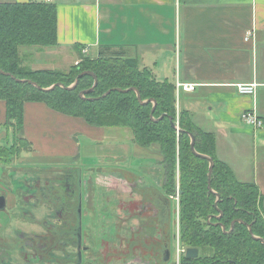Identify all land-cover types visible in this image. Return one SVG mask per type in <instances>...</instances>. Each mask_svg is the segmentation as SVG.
Returning a JSON list of instances; mask_svg holds the SVG:
<instances>
[{
	"label": "crops",
	"instance_id": "obj_1",
	"mask_svg": "<svg viewBox=\"0 0 264 264\" xmlns=\"http://www.w3.org/2000/svg\"><path fill=\"white\" fill-rule=\"evenodd\" d=\"M29 1L0 0V4ZM53 3L58 9V46L29 49L33 69L68 71L81 60L76 46H82L85 56H121L150 69L160 82H172L176 87L177 83L194 85L196 88L189 92L176 89L178 112L187 111L199 129L213 133L218 159L230 166L240 182L255 183L264 195V126L254 129L241 120L244 111L255 109L264 121V0ZM240 84L256 85V93L239 94ZM5 122L6 104L0 100V145L13 141ZM24 135L33 147L26 156L33 159H56L54 163L81 167L84 160L92 157L104 163L129 157L146 159L149 164H139L136 170L105 168L103 174L91 176L92 181L98 180L100 184L93 192L98 190L101 194L105 187L115 190L118 196L123 194L118 186L125 182L128 188L124 190L131 191L136 200L142 195L138 191L141 182L147 185L149 193L166 198L164 191L148 179L155 177L163 188L165 169L159 149L136 145L130 129L94 127L82 118L66 116L43 103H27ZM122 172L129 173L127 181L120 176ZM132 219L135 228L140 221ZM176 239L178 242V230ZM151 261L139 255L128 262Z\"/></svg>",
	"mask_w": 264,
	"mask_h": 264
},
{
	"label": "trees",
	"instance_id": "obj_2",
	"mask_svg": "<svg viewBox=\"0 0 264 264\" xmlns=\"http://www.w3.org/2000/svg\"><path fill=\"white\" fill-rule=\"evenodd\" d=\"M56 46V3L30 0L0 4V70L9 74L0 73V100L6 104L4 126L11 130L14 142L11 148L0 146V162L11 166L22 152L33 151L24 135L27 103H43L94 127L130 129L136 145L160 147L165 169L162 190L170 202H175L179 245L185 250L180 253L179 264H264V195L255 183L240 182L230 166L218 159L213 133L199 129L187 111L178 112L176 85L158 81L150 69L121 56H85L82 46H76L81 60L68 71L32 68L29 49ZM83 72L98 77L97 87L84 98L80 93L93 87V76L85 75L77 88L67 89ZM57 84L61 86L52 88ZM131 88L137 91H113L104 97L112 89ZM191 134L195 136L196 152L214 162L212 191L208 177L211 163L192 151ZM189 248L198 249L199 256L188 258Z\"/></svg>",
	"mask_w": 264,
	"mask_h": 264
},
{
	"label": "rangeland",
	"instance_id": "obj_3",
	"mask_svg": "<svg viewBox=\"0 0 264 264\" xmlns=\"http://www.w3.org/2000/svg\"><path fill=\"white\" fill-rule=\"evenodd\" d=\"M41 1V0H40ZM42 2V1H41ZM53 3V2H52ZM22 49H24L22 47ZM24 52H27V50H23ZM36 70V69H35ZM81 142V140H80ZM14 144L13 141H11L10 144H6V141L3 142L1 147L4 148H11V146ZM155 149H159L160 147L158 145L152 146ZM6 157H9V154H7ZM3 157V158H6ZM11 159H13V154L10 155ZM50 162H47V161ZM56 162V159H36L31 158V156H26L25 152H22L21 158H17V160L13 161V164L10 166L8 164H3L0 162V181L1 184L5 185V191H10L13 194L14 187L12 186V182L10 181V178H13L16 176L15 179H19L21 181H18V183L22 184V188L20 189L18 187H15V190L19 189L18 194H22L21 196H17L18 198L15 199V197L11 196L12 199H10V211L7 210H0V244L5 245L6 248L8 246L19 247L18 243L19 241L23 240V245L21 247V250L14 249H6L5 247H2L0 245V264H3L2 261H6L10 264H30V259L36 255L33 250V245L31 240L28 238H34L37 239L39 242L38 249L45 250L47 245V240L49 239V235L52 234L53 231L50 229L53 228V225H57L59 222V219L61 215L63 214L64 204L68 199V196H62V193L60 194H54L53 198L56 200V203L59 207L53 206V204L47 202L46 195L48 193V189L59 184L60 187L64 188L66 192L69 191L70 195L73 196L76 191V176H72V180L64 179L65 173H59L55 171L52 173V171H48L55 167L54 165H51ZM78 162V161H77ZM141 164H149V162L146 159L142 158H126L119 160L118 162L113 161L112 163L101 161L100 159L96 157L88 158L83 161V168L86 169V174L83 177L84 179V190L87 191V196L92 197H83L84 201V207L85 205H91L92 207L96 208L97 211V217L95 218L94 214L87 212L86 216L84 217V227L91 226L93 227V232L95 234V237L97 239V249L100 253H105L104 249L105 247L108 248L110 251L114 249V246L116 245V239L114 238L115 230L112 228L111 225L116 223L119 219V217H130L134 218L136 212L134 213L133 210H138L137 207H135V204L137 205L138 202H132L133 195L132 192L129 190H124L125 182H120V185L118 188L123 194H118L115 190H107L105 187L101 189V194L97 192H93L92 190L94 188H100L99 182L97 183L95 181L91 180V176L97 177V173L104 172L103 169L105 168H118L121 171H125V168H128L130 170H136L137 166ZM57 166V165H56ZM80 166V165H79ZM156 168H159L158 165L155 166ZM102 169L98 171L97 169ZM137 173V171H135ZM92 174V175H90ZM94 174V175H93ZM96 174V175H95ZM103 174V173H102ZM122 176V174H120ZM64 179V180H63ZM148 179L152 182L154 186H156L158 189H162L159 187L157 180L155 177H148ZM5 180V182L3 181ZM125 180V179H124ZM91 183H88L90 182ZM116 183V182H115ZM91 184L92 186H90ZM94 184V185H93ZM90 186V188H89ZM112 186H114L112 184ZM115 187V186H114ZM118 189V190H119ZM1 191V189H0ZM126 192V193H125ZM37 195H40V198L36 197ZM120 195V196H119ZM99 196V198H98ZM16 200V204H15ZM87 200V201H86ZM46 201V202H44ZM171 207H172V221L170 223V230H168L169 235V249L171 252V259L166 264H175L178 259V242L176 239L177 235V228H176V214L175 209L176 205L175 202L171 201ZM15 204V205H14ZM150 207V205H149ZM151 208V207H150ZM132 210L133 214H130V211ZM150 215V214H149ZM95 218V220H94ZM95 221V223H91ZM125 221V220H124ZM179 234V229H178ZM180 246V245H179ZM20 248V247H19ZM63 248L58 249L56 252H52V256L54 257H63L64 252L62 250ZM71 250V248H70ZM181 250V249H180ZM74 251V249H72ZM164 253H166V248H164ZM25 257H28L27 259ZM5 262V264H6ZM96 259L88 258V255L85 254L83 258V264H96ZM35 264H57V263H49L44 261H33ZM107 260L102 256L100 260H98V264H106ZM128 264H143V262H127ZM109 264H113L109 263ZM118 264H124L123 261H120ZM126 264V262H125ZM145 264V263H144ZM161 264H165L164 262H161Z\"/></svg>",
	"mask_w": 264,
	"mask_h": 264
},
{
	"label": "flooded vegetation",
	"instance_id": "obj_4",
	"mask_svg": "<svg viewBox=\"0 0 264 264\" xmlns=\"http://www.w3.org/2000/svg\"><path fill=\"white\" fill-rule=\"evenodd\" d=\"M51 165H54L55 167L47 170V172L52 171V173H54L57 171L60 174L65 173L63 176L65 175L64 179L67 180H72V176H76V191L75 194L71 196L69 191L66 192V190L63 187L61 188L59 184L48 189L49 191L46 198L50 199H47V202L53 204V206L59 207L56 200L53 198L54 194L62 193V196H68V199L64 204L63 214L61 215L59 222L57 225H53V228L50 229L53 232L48 236L49 239L47 240V244H50L47 245L48 247H46L45 250L38 249L39 242L37 239L32 237L28 238L31 240L33 250L36 254L30 259V264H35L33 261H44L57 264H83L85 254H87L90 259H96V264H98V260H100L102 256L106 258V264H109L112 260H118L119 262L123 261L124 264L125 262L128 264L127 262L131 257L133 258L134 256L139 255H141L144 260L151 259L152 261L150 264H161V262H163L165 258L164 247L168 244V230H170L169 227L172 221L171 214L170 218L167 217L168 206L167 201L163 196L158 195V193H149L147 185L140 182L138 184L140 186L138 191L141 190L140 193L142 195H138V199L136 200L131 199L132 202H138L137 205L135 204V207H137L138 210H133V212H136L134 218H138V221H140L139 225L135 228L133 227L134 225L132 226L133 217H119L118 221L112 225L115 230L114 238L117 240L114 249L110 251L105 247V253H100L97 249L98 243L93 232V227L88 226V224L84 227V217L87 212H89V214H94L95 218L97 217L96 208L91 205H85L84 207L83 197H92L90 194L87 196V191L84 190L83 177L85 176L86 171L84 173V168L77 164L69 166L68 164L54 163ZM100 174H102V172H100ZM120 174H122L125 181L128 180L129 173L122 172ZM15 178L16 176L10 178V181L13 183L12 186L14 187L13 196L17 199L19 189L16 191L15 187L20 186L19 188L21 189L22 184L18 183V181L21 180ZM1 180L2 179H0V181ZM3 181L5 182V180ZM88 183H91V181ZM89 185L92 186L91 184ZM2 187L5 189V185L0 183V206L2 207L4 205V210H7L10 208L12 192L8 190L5 191L6 189L4 190ZM21 195L22 194L19 196ZM36 197L40 198V195H37ZM16 203L15 200V204ZM129 211L130 214H133L132 210ZM94 220L91 223L94 224ZM19 242L18 245L20 248H13V246H8L6 248L5 245H0L6 249H14V251H16L21 250V247L24 244L23 240ZM60 248H63V257L57 258L51 255L52 252H56ZM72 249H74V251H72ZM25 258L27 259L28 257ZM1 260L2 259H0V261ZM5 262L6 261H2L3 264H5ZM6 264L10 263L6 262Z\"/></svg>",
	"mask_w": 264,
	"mask_h": 264
},
{
	"label": "water",
	"instance_id": "obj_5",
	"mask_svg": "<svg viewBox=\"0 0 264 264\" xmlns=\"http://www.w3.org/2000/svg\"><path fill=\"white\" fill-rule=\"evenodd\" d=\"M0 73H3V74H6V75H9V74H7V73L1 71V70H0ZM85 75H91V76H93L94 79H95V83H94V85H93L92 88H90V89H88V90H85V91H82V92L80 93V96H81L82 98H84L87 94L92 93V92L95 90V88L97 87V85H98V77H97L95 74H93L92 72H83V73H81V74L78 76L76 82H75L72 86H70V87L67 88L68 90H73V89L77 88V86H78V84H79V80H80L83 76H85ZM12 77L15 79L14 76H12ZM18 81H19V82H25V81H22V80H18ZM28 82L31 83L33 86L37 87L38 89L43 90V89H42L40 86H38L36 83L31 82V81H28ZM58 86H61V85H60V84H57V85L53 86L52 88H56V87H58ZM131 90H135V89H134V88L127 89V90H122V89H112V90L108 91V92L104 95V97L108 96V95L111 94L113 91L129 92V91H131ZM45 91H46V90H45ZM135 91H137V90H135ZM94 99H99V98H94ZM94 99H91V100H94ZM138 99H139V101L142 102V98H141V96H140L139 93H138ZM142 103H144V102H142ZM145 103H146V102H145ZM172 125H173V127H175L176 129L179 130L178 123H175V122L172 120ZM191 139H192V144H191L192 151H193L195 154L199 155V154L196 152V149H195V136L192 135V134H191ZM199 156L208 159V160L210 161V163H211L210 170H209V176H208V177H209V189L212 191V175H213L214 162H213V160H212L210 157H208V156H203V155H199ZM176 190H177V192H178V195H180V194H181V191H180V189H179V186L176 187ZM165 199H166V201H167V206H168V212H167L168 215H167V217L170 218V214H171L170 200L167 199V198H165ZM4 209H5V206H4V205H3L2 207L0 206V210H4ZM233 224H235V222H234ZM250 232H251V234H253L251 228H250ZM257 239H259V238H257ZM262 242L264 243V240H262ZM186 256H187L188 258H197V257L199 256V250L196 249V248H189V249L186 250ZM170 259H171V252H170V249H169V244H167V248H166V258L163 260V262L166 264L167 262L170 261Z\"/></svg>",
	"mask_w": 264,
	"mask_h": 264
},
{
	"label": "built area",
	"instance_id": "obj_6",
	"mask_svg": "<svg viewBox=\"0 0 264 264\" xmlns=\"http://www.w3.org/2000/svg\"><path fill=\"white\" fill-rule=\"evenodd\" d=\"M42 2L45 3H52L54 0H41ZM250 33L247 37V40L250 39ZM196 87L194 85H186V84H181V83H177V90H183V91H193ZM256 88L257 86L252 84V85H244V84H240L237 85V91L239 94L241 95H254L256 93ZM241 120L242 122L251 128L254 129H261L264 126V121L257 115L256 110L252 109V110H247L244 111L241 115ZM176 200L179 203V196L176 197ZM181 252H185V250H180V246H179V240H178V259H177V264H179V256Z\"/></svg>",
	"mask_w": 264,
	"mask_h": 264
}]
</instances>
